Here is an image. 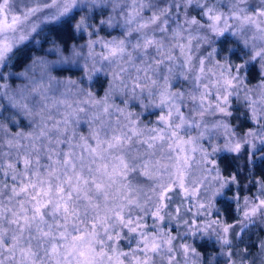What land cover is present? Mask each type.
<instances>
[{"label": "clouds", "instance_id": "9594fccd", "mask_svg": "<svg viewBox=\"0 0 264 264\" xmlns=\"http://www.w3.org/2000/svg\"><path fill=\"white\" fill-rule=\"evenodd\" d=\"M0 264H264V0H0Z\"/></svg>", "mask_w": 264, "mask_h": 264}, {"label": "snow or ice", "instance_id": "6c2138e0", "mask_svg": "<svg viewBox=\"0 0 264 264\" xmlns=\"http://www.w3.org/2000/svg\"><path fill=\"white\" fill-rule=\"evenodd\" d=\"M67 206L65 205V208H66Z\"/></svg>", "mask_w": 264, "mask_h": 264}]
</instances>
